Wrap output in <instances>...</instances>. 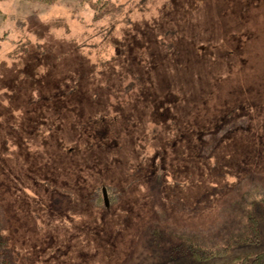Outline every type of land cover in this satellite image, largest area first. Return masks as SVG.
Here are the masks:
<instances>
[{
  "label": "rangeland",
  "instance_id": "rangeland-1",
  "mask_svg": "<svg viewBox=\"0 0 264 264\" xmlns=\"http://www.w3.org/2000/svg\"><path fill=\"white\" fill-rule=\"evenodd\" d=\"M113 1L98 21L74 0L0 2L13 262H227L193 259L167 230L218 234L230 202L264 183V0ZM256 212L258 238L232 255L264 249Z\"/></svg>",
  "mask_w": 264,
  "mask_h": 264
},
{
  "label": "trees",
  "instance_id": "trees-1",
  "mask_svg": "<svg viewBox=\"0 0 264 264\" xmlns=\"http://www.w3.org/2000/svg\"><path fill=\"white\" fill-rule=\"evenodd\" d=\"M6 0H0L3 2ZM32 3L54 5L60 0H25ZM79 4H87L93 11V21L109 16L119 9L113 0H74ZM162 104V103H161ZM158 108V107H157ZM155 118L167 122L171 118L170 109L154 110ZM101 201V197H97ZM258 205L264 206V183L252 181L239 198L234 199L226 207L228 216L222 221L218 234L212 231L199 233L186 229L169 228L168 235L178 241V245L197 260H208L214 257H229L221 264H264V249L254 255H232L233 250L243 244L255 242L259 236ZM151 229V228H149ZM4 223L0 216V264H14L6 238L3 235ZM157 230H153L155 233ZM158 232V231H157ZM156 232V233H157Z\"/></svg>",
  "mask_w": 264,
  "mask_h": 264
},
{
  "label": "water",
  "instance_id": "water-1",
  "mask_svg": "<svg viewBox=\"0 0 264 264\" xmlns=\"http://www.w3.org/2000/svg\"><path fill=\"white\" fill-rule=\"evenodd\" d=\"M102 195H103V199H104L105 205H108L107 193H106V188L105 187L102 188Z\"/></svg>",
  "mask_w": 264,
  "mask_h": 264
}]
</instances>
